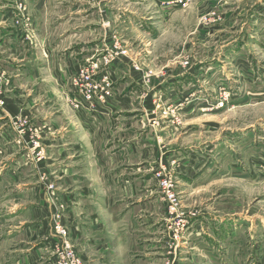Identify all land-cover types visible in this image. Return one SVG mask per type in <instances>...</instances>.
<instances>
[{"label": "rangeland", "instance_id": "374dc122", "mask_svg": "<svg viewBox=\"0 0 264 264\" xmlns=\"http://www.w3.org/2000/svg\"><path fill=\"white\" fill-rule=\"evenodd\" d=\"M39 1L16 5L13 22L23 31L19 61L28 52L35 63L0 67V171L12 159L39 188L32 201L18 197L17 211H46L35 244L50 258L43 263L61 264L63 253L62 264H264V0H45L36 10ZM236 44L252 51H231ZM79 57L81 67H66ZM96 62L92 81L110 87L89 102L81 72ZM115 74L129 83L128 109L113 98L125 88L112 84ZM108 102L118 108L97 121L96 105ZM122 150H131L128 165H109L107 153L116 164ZM37 225L20 226L2 255Z\"/></svg>", "mask_w": 264, "mask_h": 264}, {"label": "crops", "instance_id": "0c3cea01", "mask_svg": "<svg viewBox=\"0 0 264 264\" xmlns=\"http://www.w3.org/2000/svg\"><path fill=\"white\" fill-rule=\"evenodd\" d=\"M40 3H38L36 5V10H40L43 9L44 6H48V3L45 2V0L43 1H39ZM45 2V4H44ZM19 3H23V4H32L33 0H0V50H2L1 52H4L3 54L0 53V67H4L6 70L7 69H14L15 66H17V64L19 63H23L26 64V68L31 69L30 65H32L33 63H35V60H33L32 56H30V54H28V52L26 53V57H24V59L26 58V60H21L19 61L20 57L23 58V55H20L21 52H19V38H22L23 36V31L18 33L17 29L14 28V17L18 18V14H16V8L15 6L18 5ZM34 14V13H33ZM32 14V15H33ZM37 14V13H36ZM161 15H163L164 13H160ZM20 15V14H19ZM21 16V15H20ZM75 17H79L82 20V14H76L74 15ZM73 16V18H74ZM86 18V17H85ZM35 22L37 21V19L35 18L34 20ZM9 24V25H8ZM12 28L14 29V31L9 32L8 29ZM140 31H144L142 29L141 26H139ZM91 29V28H90ZM145 33H147V31H144ZM146 36H149L148 34H146ZM43 45V44H42ZM231 51H234V49H238L244 53H247L246 51H252L250 48L245 47L242 44H236V47H230ZM47 49V48H45ZM94 49V47H90V51H92ZM230 51V52H231ZM82 53V52H81ZM232 53H229L228 55H230ZM17 57V58H16ZM89 61L91 59H88ZM124 62H122L123 64H121L122 66H125V69L129 70V73H131V78L133 83L136 84H140V77L138 76V73H135V71L132 69V66L129 62H127L126 60H122ZM68 64L66 67L68 68H78L81 67V64H83L82 59L79 57L78 59L75 60H67ZM88 62V61H87ZM112 68V69H111ZM111 71L113 69H117L116 64L111 66ZM124 68V67H123ZM131 69V70H130ZM32 71V70H30ZM110 71V72H111ZM118 77L116 76V74L112 77V79L110 78L111 82L113 85H115L116 87L119 84H125V88H123V90H119V88H116V95L113 96L114 100L116 102L120 101V104L118 103V105L122 108H126L128 109L130 107L129 104V98L126 97L128 96V92L129 90L127 89L129 86V83H124L122 82L124 79H120V81L118 82ZM129 78L128 81L129 82ZM118 82V83H117ZM1 89H4L3 85H1ZM59 91H62L63 89L61 88V86L58 87ZM127 94V95H126ZM47 98H49L50 91L47 92ZM111 102V101H109ZM98 104L97 106V114H96V119H98L97 121H101V119L104 120V118H106V116H113L114 110L117 109L118 107H116L113 104ZM7 107L4 109V113L7 116H10L8 114L9 110L14 112V106H12V103H7ZM9 109V110H8ZM8 111V112H7ZM123 109L121 110V114L122 116H124V112H122ZM127 113L126 115L128 116L131 112L129 110H125ZM12 112H9L10 114H12ZM3 115V114H2ZM77 122V121H76ZM78 123V122H77ZM76 125V124H75ZM84 125L90 126L87 123H84ZM76 127V126H75ZM3 125L0 126V133H7V131H3L4 129ZM90 128H92L90 126ZM78 132L79 128H78ZM71 138H67V139H61L62 142V146L67 147L64 143H67V140H69ZM141 143H143V140L141 141ZM3 144V142H2ZM80 146L77 147V145L74 146V150L75 152H77V157L75 159L76 162H81V157L82 156V145L81 143H79ZM92 145V142H88L85 143V145ZM136 146H132L133 148L138 147V143L135 144ZM130 148V147H129ZM126 151V150H125ZM124 150H122L121 154L124 155L120 158H117L118 161L116 162V164L113 163L114 161V156H111L110 154L107 153V155H109V157L105 156L106 159L109 161H111L112 163H110L109 165H128L126 164L128 157H126L127 155H129V153L131 152H125ZM76 153L73 154V156ZM8 163V165H7ZM5 165H7V167L4 168L2 172L0 171V197H4L3 200H0V248L4 245L3 243H5V240H11V238H17V235L22 233L23 231H19L20 226H23L27 223H32L33 220L36 221L37 227L35 226H31L29 228H27L24 232L25 236L22 238L21 242H14V245L18 244V246L23 245L22 247L15 246V248H13V252H9L7 254V256H3L2 255V251L0 252V260L7 262V264H46L43 263V261H45L46 259H50L45 258V253H47L46 251H44V249L42 248L40 251L35 248V244L38 243L39 238L41 235L45 234V231L47 229V222H44L45 219V214L46 211L44 209H40L38 210V208H33L30 209V213L26 211H22V210H18L20 208V206L18 205V197L22 196V202L23 201H32L33 200V195L34 192H38L39 193V188H33L34 186H31V183H25L27 182V179L22 177V174L18 172L17 167H15L12 162V159L8 160ZM1 164V162H0ZM108 166V164H107ZM1 169V168H0ZM80 175V174H79ZM74 176V182H75V187L77 186L76 183L78 182L77 180L82 178V175L80 176ZM121 175H123V173H121ZM114 176L111 174L110 177H104V180L106 181H110L111 179H113ZM34 181V177L31 178V182ZM80 182V181H79ZM8 186H10L11 188L8 189ZM24 186V188L22 187ZM14 187V188H13ZM87 188L82 189L79 192L80 198L78 196L74 197V200L76 201V198H79L80 200L83 199V197H87V195L82 194L87 193L86 192ZM41 191V190H40ZM37 193V194H38ZM90 190H89V194H90ZM29 197V199H28ZM27 204V202H26ZM4 208V209H3ZM7 211H9V215L7 214ZM78 214V211H77ZM79 214H82L79 210ZM78 214V222L75 219L74 215L71 214L72 219H73V223H72V235L74 240L77 242L79 239H81V223H82V217H79ZM92 225L94 223V229H100L102 228V225L100 223V221L98 219H96L94 217V220L92 221ZM14 223L15 225L19 224V226H16L14 228H10L9 233L5 234L2 233L3 231V226L6 224H9V226H11V224ZM80 227V228H79ZM33 229L34 231H31V229ZM100 231V230H99ZM97 230V232H99ZM41 235H39V233ZM27 249V250H26ZM52 261H50V263L47 264H51Z\"/></svg>", "mask_w": 264, "mask_h": 264}, {"label": "built area", "instance_id": "2783aa9c", "mask_svg": "<svg viewBox=\"0 0 264 264\" xmlns=\"http://www.w3.org/2000/svg\"><path fill=\"white\" fill-rule=\"evenodd\" d=\"M98 66H99V63L96 62V64H93L92 70L86 69V70H83L81 72L82 78L89 80V82H90L88 94L85 96V99H87L89 102L93 101V99L97 93L105 92V94H108L107 89L110 87V84L106 83V82H108L107 78H102L103 79L102 81H98V80L92 81L93 76H91V74H92V72H94V74H95L98 71V69H97ZM165 185H166L167 189L165 188ZM172 188H173V185H172L171 181H165L164 182L163 189L167 193V199L169 201V205L171 207L173 206V211L176 213L179 209V202H178L177 196H176V194H174ZM58 256H59L57 258L58 260H60V259L62 261L66 260V255L64 256L63 253L58 255ZM62 261H61V264H62ZM58 264H60V261L58 262Z\"/></svg>", "mask_w": 264, "mask_h": 264}]
</instances>
